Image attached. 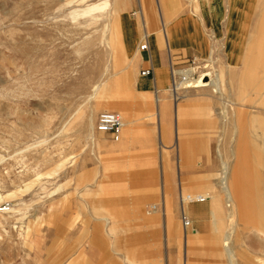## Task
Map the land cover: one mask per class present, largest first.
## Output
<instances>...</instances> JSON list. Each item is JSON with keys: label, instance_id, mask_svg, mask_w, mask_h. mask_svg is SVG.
<instances>
[{"label": "rangeland", "instance_id": "rangeland-1", "mask_svg": "<svg viewBox=\"0 0 264 264\" xmlns=\"http://www.w3.org/2000/svg\"><path fill=\"white\" fill-rule=\"evenodd\" d=\"M126 1L121 15L129 21L140 9L138 0ZM179 1L183 12L187 11L186 0ZM207 2L193 0L189 8L200 16L196 7L206 12ZM121 3L122 0H0V264H183L185 260L175 240L167 243L160 220L155 230L134 221L130 214L133 203L157 204L159 194H151L157 191L163 163L176 179L182 175L188 181L184 193L197 192L198 187L191 181L196 173L188 166H178L175 147L169 146L161 154L154 122L137 117L141 110L134 103L142 93L138 78H144L140 72L146 69H140L134 60L119 71V76L125 78L118 92L113 87V72L125 65L119 56L110 57ZM103 4L106 5L99 9ZM94 6L98 10L91 15L77 13ZM263 11L259 25L264 23ZM221 20L225 21L223 15ZM208 35L215 51L212 58L190 55L179 61L167 55L169 80L173 83L170 91L180 81L178 72L173 75L174 70H192V78L220 73L216 88L221 95L225 87L223 102L227 103L229 76L225 60L215 59L222 39L216 40L211 32ZM141 39L139 47L144 36ZM256 59L254 65L240 69V76L234 77L230 87L234 96L244 97L241 103L245 109L236 110L228 103L223 114L228 117L224 119L226 123L215 124V132L210 134L203 130L211 143L212 160L217 143L225 145V156L217 151L220 171L216 185L223 171L227 172L239 217L231 244L237 264H262L260 260H264V238L257 220L259 215L264 219V56L257 63ZM113 62L117 63L115 68ZM197 88L180 90L173 97L193 125V135L198 132V122L208 121L210 117L203 112L211 108V103H201L209 97L199 96L203 89ZM150 95L148 101L152 103L153 94ZM213 100L218 104L214 114L218 123L223 102ZM111 101L117 108L109 112H126L130 124L118 134L96 133L97 116L106 111ZM230 117H236L238 123L232 124ZM234 128L246 136L237 149L239 157L229 156L228 149L236 142ZM120 140L125 146L113 147ZM125 161L130 166L124 175L120 169ZM103 174L108 178L102 180ZM218 190L219 187L193 199L186 198L208 199L211 217L201 228L187 218L189 226L183 229L181 220L183 237L192 230H198L201 236L186 246L190 249L191 243L199 245L192 248L188 264H228L222 246L223 233L228 231L226 210ZM146 194L150 196L141 199ZM183 200L186 201L184 197ZM216 203L221 205L222 214L213 210ZM4 206L7 207L2 210ZM103 208H116V212L125 208L124 217L129 223L115 220L111 230V222L107 227L101 219ZM216 217L224 220L219 231L214 232L209 224ZM110 237H114L115 244L110 243Z\"/></svg>", "mask_w": 264, "mask_h": 264}, {"label": "crops", "instance_id": "crops-1", "mask_svg": "<svg viewBox=\"0 0 264 264\" xmlns=\"http://www.w3.org/2000/svg\"><path fill=\"white\" fill-rule=\"evenodd\" d=\"M191 1L193 0H186L188 10L183 12V6L179 0H138L140 11L134 13L133 17L128 21V17L121 15L127 7V1L122 0L123 3L120 4L122 11L120 15L117 14L116 23L113 27L116 40L110 54V57L119 56L125 63L123 67H120L117 72L115 71L112 74L115 77L113 79V87L116 88L117 92L122 80L125 78L124 76H119V71L122 72L127 69L134 60L139 63L140 69L152 70V78H138L141 81L138 87L142 93L134 103L141 110L137 117L140 119L147 117L154 122L158 149L161 154L167 152L170 147H175L178 156V166L180 168L188 166L197 175H194L191 181L198 187V191L184 193L183 189L188 181L182 175L181 177L178 175L176 179L168 165L163 163L159 174L160 182L157 185V191H153L155 193L151 194H159V200L155 204L157 210L150 215H146L144 209L149 204L141 202L133 203L129 207L130 214L135 217L134 221H138L146 227L157 230V222L160 220L161 226L165 230L167 243L175 240L178 244V253L183 254L185 259L183 264H188L187 257L194 252L192 248H198L199 246L191 243L190 249L187 247L185 250L184 242H187L189 245V241L194 242L197 237L200 238L201 236L198 230H192L190 233L185 232L183 237L181 229L182 215L198 223L200 228L206 226L207 220H210L211 217L208 199L189 200L183 204L182 197L193 199L198 195L217 188L216 176L220 171L217 151L225 156L223 153L225 145H221L218 142L215 148V158L214 160L211 159V143L205 139L203 130L206 129L210 134L215 124L221 125L226 123L228 117H224L222 114L225 109H228V103L233 104L236 110L245 109V105L241 103L244 97L240 98L236 94L234 96V92L230 88L231 83L234 77L240 76L239 71L241 68L254 65L256 57L257 63L264 56V23L259 25L261 18L260 5L262 4L259 3L261 0H208L205 6L207 21L191 12L189 8V2ZM222 15L225 17L224 22L221 20ZM208 32H211L216 40L222 39L217 44L219 55H215V59H219V61L221 59L225 60V73L229 76V80L227 79L226 81V89L228 90L230 102H223L225 87L223 88L222 86L221 95L215 94L210 87H200L199 89L203 90H200L202 92H198L199 96H208L211 100L206 99L209 100L206 101L202 99L203 101H201V103H211V108L209 107L203 112L210 118L208 119L209 122H198L197 128H195L196 130L198 129V132L193 135V125L187 121L181 105L177 100L173 99L177 92L182 89L175 90L174 86V90L170 91L173 83L170 84L169 80L167 55H173L179 61L187 59L190 55L201 56L202 59L214 57L213 53L215 51L209 41L211 37H209ZM143 36L144 38L147 37L148 49L146 51H139L138 44L140 39H143ZM115 66H117V63L113 62L112 68H115ZM176 72L174 70L173 75ZM135 80L134 76L132 79L133 87ZM204 88H209V90ZM111 93L110 96L113 99V94ZM150 94H153L152 103L148 101L151 96ZM233 96L234 98L232 99ZM169 98H171V102ZM213 98L223 102L220 105L219 117L217 118L218 123L214 115L218 104L214 102ZM111 108H117L114 101L110 102L106 107V111H109ZM117 113L120 116L123 115L121 116L122 120H124L123 128L130 124V121L127 120L128 114L126 112L121 111V114ZM236 113L240 114L239 111ZM230 118L232 124L238 123L236 117ZM172 122H174L173 130L171 129ZM234 131L236 134L234 141L236 142L228 149L229 156L239 157L240 154L237 149L240 146V141L246 139V136L239 135L236 132V128H234ZM230 141L231 136L229 138ZM95 145H98L97 140L95 141ZM124 146L125 142H121V140L116 145H113L115 148H123ZM121 166V174L125 175L130 166L129 162L125 161ZM107 178L106 174H103L101 179ZM249 187L251 186L249 185ZM149 196L150 194L142 195L141 199ZM190 201L195 202V204L189 205ZM124 209H118L116 212V208H103L104 214L101 219L106 223L105 226L107 225L108 227L110 225L109 222H111L110 226L112 230L114 229L115 220H117V223H129L130 220L124 217V215H127ZM110 243L115 244L114 237H110ZM124 243L126 248L127 238H125Z\"/></svg>", "mask_w": 264, "mask_h": 264}, {"label": "bare ground", "instance_id": "bare-ground-1", "mask_svg": "<svg viewBox=\"0 0 264 264\" xmlns=\"http://www.w3.org/2000/svg\"><path fill=\"white\" fill-rule=\"evenodd\" d=\"M232 2V1H231ZM153 3V2H152ZM241 3V2H240ZM259 3V2H258ZM262 3V4H261ZM236 4V3H235ZM259 4H261V10L264 9V0H262ZM106 4H103L102 7L99 9H103V7L105 6ZM109 5V4H108ZM107 5V6H108ZM154 5V4H153ZM156 6V5H155ZM236 6V5H235ZM199 10V14H200V17L204 18L205 21H207V13L202 10L200 8V6L196 7V11ZM260 9V8H259ZM93 10H98L95 6L94 7H86L85 9H83L82 11H78L77 13L78 14H88V15H91L93 13ZM231 13V12H230ZM111 15V13L109 12V16ZM117 15V14H116ZM107 16V17H109ZM199 16V15H198ZM230 16V15H229ZM233 17V16H232ZM255 17V16H254ZM238 18V17H236ZM228 19V18H227ZM110 26V25H109ZM108 26V27H109ZM112 26V25H111ZM226 26V25H225ZM236 29V28H235ZM234 30V29H233ZM230 31V30H229ZM109 34V31L107 32ZM113 34V33H112ZM110 38V37H109ZM227 38V37H226ZM229 38V37H228ZM228 46V45H227ZM227 50V49H226ZM232 68V67H231ZM179 77H180V81L178 83H176L174 86V89L175 90H180V89H194V88H197V87H210L213 89L214 93L215 94H219L218 92V89L216 88V84H219V78H220V73H216L214 74V76H210V74H205L204 75H199L197 76L196 78H192V70L190 71H184V72H181L180 71H177ZM210 76V77H209ZM206 78H208L206 80ZM173 89V90H174ZM175 93V91H174ZM104 112H109V111H104ZM225 112V111H224ZM116 113V112H115ZM118 114V113H117ZM224 114V113H223ZM222 114V115H223ZM119 115V114H118ZM120 116V115H119ZM224 116V115H223ZM121 117V116H120ZM225 117V116H224ZM122 120V118H121ZM92 121V120H91ZM91 123V122H90ZM92 126V124H91ZM96 126V124H95ZM94 126V129H95V132L96 133H99L96 131V128ZM124 126V123H123V120H122V126L121 128H123ZM93 131V129H92ZM93 133V132H92ZM93 141V140H92ZM222 178L219 180V184H218V187H219V197L221 198V201H222V204H223V207L225 208L226 210V217H225V220L227 222L226 224V227L228 231H224L225 233H223V237H222V246L224 248V252H226V257H227V260H228V264H237L236 263V260H235V255H234V252L231 248V244H232V240H233V236L235 235L236 231L238 230V221H239V217H238V211H237V206L234 204V199L232 197V193H231V190L228 186V176H227V172H224L223 171V174H222ZM186 201L183 202V204L185 202H187V199L185 198ZM148 208V210H145V214L146 215H150L152 214L153 212H155L157 210V206L155 204H150V205H147L146 206ZM213 210L219 214L221 213L222 214V207L219 203H216V205L214 206ZM183 211V210H182ZM185 214V213H183ZM215 218V217H214ZM238 218V219H237ZM224 220L223 217H216L215 221L213 222H210V226L212 228V230L214 232L216 231H219L218 227H219V224L220 222ZM258 220V224L259 226L261 227L260 229V234L263 236L264 238V223H263V217L261 215L258 216L257 218ZM223 222V221H222ZM225 222V221H224ZM183 226V224H182ZM182 228V227H181ZM183 229H187V227H184L183 226ZM218 233V232H217ZM183 234V233H182ZM213 237V236H212ZM215 237V236H214ZM215 238H213V241ZM186 240V239H185ZM219 240V238H218ZM221 241V239H220ZM186 243V242H185ZM216 244V243H214ZM187 246V243L185 244V250H186V247ZM260 262L262 264H264V260H260Z\"/></svg>", "mask_w": 264, "mask_h": 264}, {"label": "built area", "instance_id": "built-area-1", "mask_svg": "<svg viewBox=\"0 0 264 264\" xmlns=\"http://www.w3.org/2000/svg\"><path fill=\"white\" fill-rule=\"evenodd\" d=\"M146 38V37H145ZM144 38L143 44L140 45V51H146L148 49L147 41ZM140 76L142 77H152L153 72L152 70L146 69L140 72ZM122 120L121 117L115 112H102L97 116L96 120V131L102 134H118L121 130ZM200 202V201H199ZM195 202L190 201L189 204ZM7 206H4L2 210H5ZM182 224L184 227L189 226V221L183 215L182 217Z\"/></svg>", "mask_w": 264, "mask_h": 264}]
</instances>
